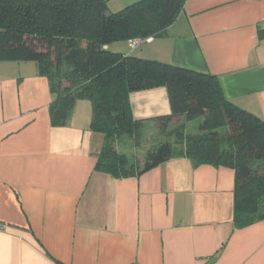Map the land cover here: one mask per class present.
Returning a JSON list of instances; mask_svg holds the SVG:
<instances>
[{"label": "crops", "instance_id": "obj_1", "mask_svg": "<svg viewBox=\"0 0 264 264\" xmlns=\"http://www.w3.org/2000/svg\"><path fill=\"white\" fill-rule=\"evenodd\" d=\"M137 48L215 75L230 102L264 121V0H184ZM128 97L132 117L163 141L153 119L170 113L166 88ZM51 100L34 61H0V264H264V218L233 224V168L176 156L112 177L94 169L103 135L90 129L89 100L61 126L50 123Z\"/></svg>", "mask_w": 264, "mask_h": 264}, {"label": "trees", "instance_id": "obj_2", "mask_svg": "<svg viewBox=\"0 0 264 264\" xmlns=\"http://www.w3.org/2000/svg\"><path fill=\"white\" fill-rule=\"evenodd\" d=\"M184 0H136L117 11L106 0H0V61H34L48 80L52 126L64 125L77 99L89 100L90 129L103 135L94 169L121 178L176 156L194 165L234 170L233 224L264 218V121L230 102L212 74L106 47L129 38L159 36ZM164 86L170 113L156 117L164 140L134 166L114 147L127 133L138 143L142 121L132 117L131 91ZM201 117L198 135L185 137L170 123ZM179 123V124H180Z\"/></svg>", "mask_w": 264, "mask_h": 264}, {"label": "rangeland", "instance_id": "obj_3", "mask_svg": "<svg viewBox=\"0 0 264 264\" xmlns=\"http://www.w3.org/2000/svg\"><path fill=\"white\" fill-rule=\"evenodd\" d=\"M140 46V45H139ZM110 49L117 50V51H125L130 54H137V49H130L127 46L126 41H115L110 45ZM29 64H33V62H30ZM201 117L195 116L192 119L184 120L182 123H170L168 126V131H170V134L168 135V139L170 141L176 142L177 138L175 136V131L181 129L185 137L189 135H198L200 134L199 131V123H200ZM163 136V135H161ZM117 140V142H116ZM159 135L156 133H153L150 128L146 125L141 129L140 132V138L138 140V143H135V140L131 137V135H128L127 133L117 135L114 140V147L115 149L120 152L124 153L128 158H130V162L134 164V166H141L143 161L144 152H146L149 148H153L159 144ZM131 144L136 145L138 152L131 153Z\"/></svg>", "mask_w": 264, "mask_h": 264}, {"label": "built area", "instance_id": "obj_4", "mask_svg": "<svg viewBox=\"0 0 264 264\" xmlns=\"http://www.w3.org/2000/svg\"><path fill=\"white\" fill-rule=\"evenodd\" d=\"M153 38V36L149 35L146 36L144 38H140V37H134V38H129L127 40V45L130 49H134L135 47H137L138 45L144 43V42H149L151 41Z\"/></svg>", "mask_w": 264, "mask_h": 264}]
</instances>
